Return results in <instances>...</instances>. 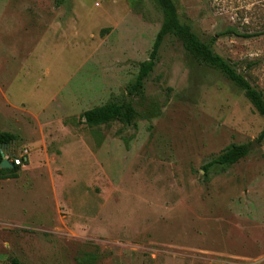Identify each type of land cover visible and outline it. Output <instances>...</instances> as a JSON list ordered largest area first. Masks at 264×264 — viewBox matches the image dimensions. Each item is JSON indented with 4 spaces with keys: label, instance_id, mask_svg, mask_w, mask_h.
<instances>
[{
    "label": "rangeland",
    "instance_id": "1",
    "mask_svg": "<svg viewBox=\"0 0 264 264\" xmlns=\"http://www.w3.org/2000/svg\"><path fill=\"white\" fill-rule=\"evenodd\" d=\"M173 2L264 95V0ZM162 19L151 0H0L3 158L28 153L0 180V264H264V120L243 92L168 36L128 95ZM121 101L129 126L80 121Z\"/></svg>",
    "mask_w": 264,
    "mask_h": 264
},
{
    "label": "trees",
    "instance_id": "2",
    "mask_svg": "<svg viewBox=\"0 0 264 264\" xmlns=\"http://www.w3.org/2000/svg\"><path fill=\"white\" fill-rule=\"evenodd\" d=\"M161 10L163 19L160 29L155 37L149 59L139 65L138 73L135 80L128 88V95L140 97L144 92V84L151 72L153 71L157 59L159 49L163 40L170 36L181 43L182 48L199 64L205 65L218 71L236 88L243 92L245 98L249 101L253 109L264 120V95L255 89L241 74H239L235 66L215 54L212 46L199 40L197 35L192 31L190 26L182 24L179 21L177 10L173 0H151ZM226 33L234 34L228 30ZM247 37V36H242ZM249 37V36H248ZM136 116V111L131 101H121L108 103L100 107L92 108L85 111L80 116V121L87 127H98L107 125L112 122H120L124 125H131ZM264 139V127L261 131L258 141ZM16 140V136L10 133H0V163L3 160V148L10 145ZM249 150L245 145H230L222 154L206 163L202 170L204 177L208 179L209 171L213 167L222 172L225 167L235 165L243 159ZM12 169H0V180L7 178H15L19 167L13 165ZM11 264H20L16 259H12Z\"/></svg>",
    "mask_w": 264,
    "mask_h": 264
},
{
    "label": "built area",
    "instance_id": "3",
    "mask_svg": "<svg viewBox=\"0 0 264 264\" xmlns=\"http://www.w3.org/2000/svg\"><path fill=\"white\" fill-rule=\"evenodd\" d=\"M98 6V4H97ZM27 151H23L20 156L14 158V159H11L10 160V164L12 163L13 165L17 166V167H24L27 163Z\"/></svg>",
    "mask_w": 264,
    "mask_h": 264
},
{
    "label": "water",
    "instance_id": "4",
    "mask_svg": "<svg viewBox=\"0 0 264 264\" xmlns=\"http://www.w3.org/2000/svg\"><path fill=\"white\" fill-rule=\"evenodd\" d=\"M259 145L256 142H252L250 146H247L248 150H251L254 147H258ZM13 166L3 158L2 162L0 163V169H12Z\"/></svg>",
    "mask_w": 264,
    "mask_h": 264
},
{
    "label": "crops",
    "instance_id": "5",
    "mask_svg": "<svg viewBox=\"0 0 264 264\" xmlns=\"http://www.w3.org/2000/svg\"><path fill=\"white\" fill-rule=\"evenodd\" d=\"M46 105H47V104H45V106H46ZM45 106H44V107H45Z\"/></svg>",
    "mask_w": 264,
    "mask_h": 264
}]
</instances>
